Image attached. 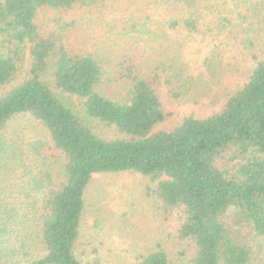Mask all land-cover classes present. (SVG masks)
<instances>
[{
	"label": "trees",
	"instance_id": "16d2710c",
	"mask_svg": "<svg viewBox=\"0 0 264 264\" xmlns=\"http://www.w3.org/2000/svg\"><path fill=\"white\" fill-rule=\"evenodd\" d=\"M220 1L216 19L203 25L211 32L237 38L241 19L247 20L245 31L254 24L251 18L264 16V0ZM94 2L0 0V136L14 117L29 115L63 158L57 183L29 171L15 197L0 192V264H83L76 250L85 191L95 175L121 172L157 181L152 195L163 213L181 214L177 236L193 246L194 264H251L253 244L264 238V53L218 111L154 131L169 115L158 94L157 74L132 78L125 103L112 101L96 90L104 79L100 64L57 46L53 33L41 36L34 22L41 9L69 10ZM194 15L182 23L191 33L201 27ZM25 52L30 59L26 76L5 90ZM49 60L54 89L79 98L88 121L113 130L114 138H103L41 79ZM38 188L44 191L40 199ZM36 239L40 256L31 254L30 242ZM133 264L170 260L156 249Z\"/></svg>",
	"mask_w": 264,
	"mask_h": 264
},
{
	"label": "rangeland",
	"instance_id": "374dc122",
	"mask_svg": "<svg viewBox=\"0 0 264 264\" xmlns=\"http://www.w3.org/2000/svg\"><path fill=\"white\" fill-rule=\"evenodd\" d=\"M220 6V0H95L69 10L41 9L34 22L41 36L53 33L57 46L90 55L100 64L104 79L96 90L112 101L125 103L132 78L157 74L163 111L169 114L154 128L160 131L173 128L185 117L200 118L218 111L263 56L264 16L251 18L254 24L245 31L242 26L247 20L241 19L234 38V34L211 32L203 26L216 19ZM193 13L201 24L197 33L182 27ZM29 66L25 52L15 78L4 89L22 81ZM53 70L49 60L40 76L55 95L103 138H114L113 130L88 121L79 98L54 89ZM165 82L170 83L169 89ZM0 147L4 150L0 155L1 196L15 197L29 171L47 174L57 183L63 158L45 128L31 116L14 117L0 136ZM156 184L134 172L99 174L91 179L76 250L83 264H133L156 249L165 251L170 264H194L193 246L177 236L182 216L177 211L163 213L152 195ZM37 191L40 199L44 191ZM35 243L37 239L30 242L31 254L40 256ZM253 251L251 264H264V238L256 240Z\"/></svg>",
	"mask_w": 264,
	"mask_h": 264
}]
</instances>
